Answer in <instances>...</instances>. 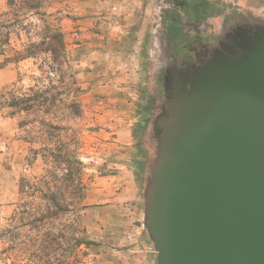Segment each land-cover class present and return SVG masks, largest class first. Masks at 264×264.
<instances>
[{"label":"rangeland","instance_id":"obj_1","mask_svg":"<svg viewBox=\"0 0 264 264\" xmlns=\"http://www.w3.org/2000/svg\"><path fill=\"white\" fill-rule=\"evenodd\" d=\"M244 23L264 25V0H0V264H76L71 229L50 241L45 232L65 226L13 220L20 182L45 174L42 147L54 142L84 163L81 224L93 243L78 264H158L145 199L173 88ZM47 26L64 35L56 68L40 48ZM32 43L36 54L15 61ZM36 91L42 106L7 104Z\"/></svg>","mask_w":264,"mask_h":264},{"label":"water","instance_id":"obj_2","mask_svg":"<svg viewBox=\"0 0 264 264\" xmlns=\"http://www.w3.org/2000/svg\"><path fill=\"white\" fill-rule=\"evenodd\" d=\"M173 88L145 199L158 264H264V25Z\"/></svg>","mask_w":264,"mask_h":264},{"label":"trees","instance_id":"obj_3","mask_svg":"<svg viewBox=\"0 0 264 264\" xmlns=\"http://www.w3.org/2000/svg\"><path fill=\"white\" fill-rule=\"evenodd\" d=\"M205 2L209 3V1ZM26 5L38 7V4L34 3V1L27 2ZM177 21L175 19L174 23L170 24L169 27V31L175 35L179 32V28L176 26L178 24ZM48 31H50L49 39L47 43L43 41L46 46H40V48L49 54L51 63L54 65L53 68H56L55 66L59 64V58L61 56L63 58L66 57L64 35L60 30L51 29L50 27H48ZM35 45L37 44L32 43L22 53H18L15 61L34 56L36 54ZM39 94L37 91L32 95L24 93L16 97V99L14 98L13 101H8L7 104L18 110L27 111L44 104L45 99L40 101ZM63 147L65 146L60 142H54L52 147L43 145L42 149L46 152L48 151L49 154L45 158L46 162L49 161L51 166L46 170L45 174L37 178L35 184L24 180L20 182L19 194L22 196V202L17 206L13 220L15 215L19 214L23 218L22 220H27L22 226L37 228L45 225L53 226L55 223L65 226V230L62 227L55 231L56 233L47 230L45 233L48 234L49 240H55L56 236H63L67 227L71 229L70 232L74 234L73 247L77 252L76 264H78L80 262L79 252L81 246L87 247L93 243L83 237L86 230L81 224L82 213L87 208V205L83 202L87 184L84 181L82 171L84 163L76 154L70 157L64 153L63 150L65 148ZM25 196H36L37 204L34 203L32 207H29L27 205L29 201L25 202Z\"/></svg>","mask_w":264,"mask_h":264},{"label":"flooded vegetation","instance_id":"obj_4","mask_svg":"<svg viewBox=\"0 0 264 264\" xmlns=\"http://www.w3.org/2000/svg\"><path fill=\"white\" fill-rule=\"evenodd\" d=\"M245 25H241L242 27H244L246 30V33H248L249 29H252V27H254L255 25H249L247 23H244ZM177 26V25H176ZM238 27V26H237ZM236 27V28H237ZM235 28V29H236ZM234 30V29H233ZM231 30L230 31V34H229V41H223L219 44V47L218 48H215L212 50V52L206 57H210L211 54L216 51V50H222L225 46H227L228 44H231L232 43V40H233V35H234V31ZM173 33V32H172ZM173 36H176L174 33L172 34ZM206 58L200 60L199 62H194V63H191L189 66L185 67L183 70H182V73L179 74L178 76V79L177 80H180L182 79L184 76L186 75H189V74H192L195 70L198 71L199 70V66L206 60Z\"/></svg>","mask_w":264,"mask_h":264},{"label":"crops","instance_id":"obj_5","mask_svg":"<svg viewBox=\"0 0 264 264\" xmlns=\"http://www.w3.org/2000/svg\"><path fill=\"white\" fill-rule=\"evenodd\" d=\"M134 196H136V193H134Z\"/></svg>","mask_w":264,"mask_h":264}]
</instances>
